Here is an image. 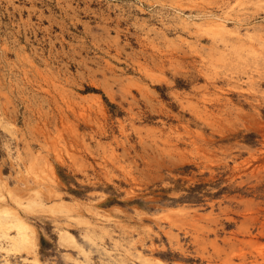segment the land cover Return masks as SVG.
I'll return each mask as SVG.
<instances>
[{"label":"rangeland","instance_id":"1","mask_svg":"<svg viewBox=\"0 0 264 264\" xmlns=\"http://www.w3.org/2000/svg\"><path fill=\"white\" fill-rule=\"evenodd\" d=\"M0 205V264H264V0H0Z\"/></svg>","mask_w":264,"mask_h":264},{"label":"bare ground","instance_id":"2","mask_svg":"<svg viewBox=\"0 0 264 264\" xmlns=\"http://www.w3.org/2000/svg\"><path fill=\"white\" fill-rule=\"evenodd\" d=\"M186 21V20H185ZM187 23V21H186ZM218 30L220 31H224L227 30L226 25L224 23H218ZM251 51V50H250ZM223 57V56H222ZM226 58V57H225ZM254 58V57H253ZM229 60V59H228ZM232 60V59H231ZM229 60V61H231ZM233 61V60H232ZM234 62V61H233ZM232 62V63H233ZM240 66V65H239ZM240 68V67H239ZM241 69V68H240ZM248 71V70H247ZM249 74V73H248ZM260 76V75H259ZM261 77V76H260ZM259 77V78H260ZM249 79V78H248ZM247 79V80H248ZM254 88V87H253ZM11 155V154H10ZM39 183V182H38ZM42 183V181H41ZM43 184V183H42ZM22 185H25V183H22ZM38 185V184H37ZM13 186V185H12ZM11 186V187H12ZM3 187V186H2ZM42 187V186H41ZM47 187V186H46ZM35 188V187H34ZM45 188V187H44ZM37 189V188H36ZM53 189V188H52ZM37 194H39V191H35ZM51 192V191H50ZM13 195H15L13 193ZM6 197V196H5ZM28 201V200H27ZM35 204H38L37 201L33 200L32 201ZM8 203V202H7ZM19 204H22L23 202H21V199L18 200ZM24 205V204H23ZM39 205H42V203H40ZM1 206V205H0ZM3 206V205H2ZM10 206V204H9ZM79 206V205H78ZM7 207V206H6ZM14 207V206H13ZM20 207V206H19ZM27 208H31L32 206L30 204L26 205ZM22 208V207H21ZM57 208V207H56ZM62 208V207H60ZM64 208V207H63ZM23 209V208H22ZM172 209V208H171ZM13 210V209H12ZM24 210V209H23ZM63 210V209H62ZM14 211V210H13ZM15 212V211H14ZM19 212V211H18ZM28 212V210H27ZM22 215V214H21ZM54 215V214H53ZM99 216V215H98ZM9 217H15L14 218V225L12 227H10V225H6L9 222H7V218ZM25 218V217H24ZM108 219V218H107ZM80 220V219H79ZM66 222V221H65ZM80 222V221H79ZM78 222V223H79ZM82 223V222H81ZM85 223V222H83ZM87 223V220H86ZM59 224V223H58ZM87 225H89V223H87ZM16 228L17 229V233L15 235H10L7 233L8 228ZM29 225L21 218L18 217V215L13 214V212L10 209H5V210H0V228H1V233H0V238L2 239H8L10 240L9 244H10V249L11 250H17V252H19L20 250H29L30 247H33V243L35 242V238L34 235L31 234L30 230H29ZM37 229V228H36ZM103 230V229H102ZM37 231V230H36ZM105 231V229H104ZM106 232V231H105ZM39 234V233H38ZM130 234V233H129ZM89 238V237H88ZM65 240H69L72 242L76 243V240L73 236V234L69 233L68 231L65 233ZM91 239V238H90ZM93 242V241H92ZM4 249H8L7 247ZM9 249V250H10ZM33 249V248H32ZM2 251V250H1ZM7 252V251H6ZM15 255V254H14ZM140 255V254H139ZM139 257V256H138ZM146 257V256H145ZM141 258V257H140ZM143 258V257H142ZM157 258V257H156ZM138 259V258H137ZM146 261V260H145ZM133 262V261H132ZM160 262V261H159ZM33 264H41L40 262H38L37 260L34 261ZM116 264H128L126 263L124 260L118 261V263Z\"/></svg>","mask_w":264,"mask_h":264}]
</instances>
